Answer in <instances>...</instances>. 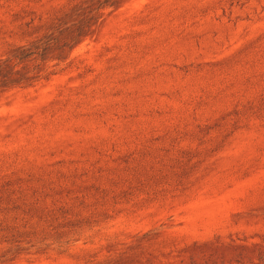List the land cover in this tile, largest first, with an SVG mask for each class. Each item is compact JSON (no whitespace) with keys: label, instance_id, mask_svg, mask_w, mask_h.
Instances as JSON below:
<instances>
[{"label":"rangeland","instance_id":"374dc122","mask_svg":"<svg viewBox=\"0 0 264 264\" xmlns=\"http://www.w3.org/2000/svg\"><path fill=\"white\" fill-rule=\"evenodd\" d=\"M0 264H264V0H0Z\"/></svg>","mask_w":264,"mask_h":264}]
</instances>
